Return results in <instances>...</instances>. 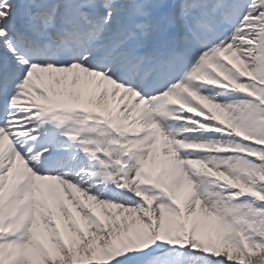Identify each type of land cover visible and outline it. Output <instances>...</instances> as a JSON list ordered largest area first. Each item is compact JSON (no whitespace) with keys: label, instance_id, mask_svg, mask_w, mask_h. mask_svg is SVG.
Returning <instances> with one entry per match:
<instances>
[{"label":"snow or ice","instance_id":"6c2138e0","mask_svg":"<svg viewBox=\"0 0 264 264\" xmlns=\"http://www.w3.org/2000/svg\"><path fill=\"white\" fill-rule=\"evenodd\" d=\"M0 264H264V0H0Z\"/></svg>","mask_w":264,"mask_h":264}]
</instances>
